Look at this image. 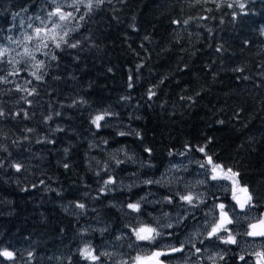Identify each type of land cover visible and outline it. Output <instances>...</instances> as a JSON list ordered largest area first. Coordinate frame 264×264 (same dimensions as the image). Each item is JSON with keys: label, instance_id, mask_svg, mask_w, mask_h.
I'll list each match as a JSON object with an SVG mask.
<instances>
[{"label": "trees", "instance_id": "obj_1", "mask_svg": "<svg viewBox=\"0 0 264 264\" xmlns=\"http://www.w3.org/2000/svg\"><path fill=\"white\" fill-rule=\"evenodd\" d=\"M46 7L44 0H0V30L7 37L14 13L27 8L37 15ZM232 11L214 3L193 6L192 0H105L73 34L81 40L78 49L57 52V61L37 54L50 65L42 82L28 69L0 84V109L6 113L0 118V247L16 253L15 261L0 257V264H37L39 256L67 245V232L72 241H81L79 233L86 229L60 212L66 203L106 209L85 216L87 224L102 217L128 224L108 215L106 202H123L116 185L100 191L115 174L108 164L125 151L139 152L142 162L153 165L144 172L148 179L159 174L167 156L195 158L191 152L179 154L185 145H207L264 205V0H248L249 14L237 21ZM69 54L73 58L67 62ZM17 84L35 87L38 94L16 91ZM149 88L156 92L151 100ZM104 111L115 115L97 129L91 119ZM111 117L122 123L111 124ZM119 131L141 137L118 136ZM145 148L152 149L151 156ZM16 163L22 171L11 167ZM132 172L129 180L139 174Z\"/></svg>", "mask_w": 264, "mask_h": 264}, {"label": "snow or ice", "instance_id": "obj_2", "mask_svg": "<svg viewBox=\"0 0 264 264\" xmlns=\"http://www.w3.org/2000/svg\"><path fill=\"white\" fill-rule=\"evenodd\" d=\"M110 3L111 0H108ZM47 7L42 10L39 14L35 16H29V23L27 28L21 33L20 36L8 35L4 36L3 30H0V84L11 83L9 77H18L21 72L31 71L28 74L35 81L42 82L44 77L47 75V69L50 65L45 59H39L38 55L46 57L47 60L57 61L58 55L57 50L62 52L66 49H78L81 46V40L74 39L73 34L80 31L83 27L81 22H86V18L91 17L93 12L101 7L105 3V0H44ZM214 3L217 9L226 6L228 9H232L231 16L233 21H237L241 16H247L249 13L247 11L248 0H192V4H207ZM236 9H239L237 12ZM23 11L27 12L28 9L25 8ZM205 11H211V9H205ZM20 13L13 14V20ZM194 19L190 17L182 21L184 25L189 24V21ZM201 19H207V17H201ZM223 22V21H221ZM181 21L174 20L173 24H180ZM23 24V21H21ZM30 30V31H29ZM9 32L13 29L9 28ZM261 34L264 35V29L261 30ZM87 39V37H85ZM147 39V37H146ZM6 40V43L4 42ZM74 41V42H73ZM247 43V41L245 42ZM15 46V47H13ZM217 51H221V48H217ZM14 53V55H10ZM5 65L9 66L8 68ZM139 67V66H138ZM235 71H242V69H235ZM58 78V77H57ZM132 77L129 76V81ZM26 84H31L32 81L28 80ZM163 83V80L161 81ZM129 88L133 87L130 82ZM157 87V86H153ZM153 88L148 90V99L151 100L156 92ZM15 90L19 92H26L28 96H33L38 94L37 89L32 87L31 89L17 84ZM198 95V93H197ZM26 100V97H22ZM122 99H127L123 97ZM191 100V97H188ZM31 104V101H26ZM86 103V101H83ZM71 106V105H70ZM6 113L3 109H0V118H4ZM19 115V113H17ZM25 119H28L27 113L24 114ZM56 115H60L59 112ZM115 115L109 111H104L103 113L95 115L91 119V124L97 129L107 126V124H101L102 121H106V117ZM52 116L49 115L45 118V123L50 121ZM223 123V121H220ZM28 132H32L33 129H27ZM57 131H62V129H57ZM134 134L137 138L141 137L139 132H125L119 131L118 136H126ZM27 139V137H25ZM41 142V141H38ZM52 142V141H48ZM107 143V141H104ZM210 143V141H209ZM186 151L179 153L181 156L187 155L189 152L193 151L191 147L185 145ZM7 151L6 148L2 149ZM68 149H65L67 153ZM122 151V149L120 150ZM144 151L148 153L149 156L152 155L151 148H145ZM195 151L202 154L204 159L199 161V168L203 170L202 174L206 177L205 180L197 181L198 184H206L209 180L216 181V187L222 188L225 192L230 191L232 204H226L224 202H219L210 208L208 212L205 213V226L207 228V235L204 239L199 241V244L204 245L205 241L209 242V247H216L217 242L225 246L236 245L239 246L241 241L238 239L240 236H246L248 241L246 243H259L260 248L258 250L239 255V261L243 264H264V211L259 212L255 216H251V213L257 209L264 208L261 205L256 195L250 190L249 186L242 184L239 176L240 173L234 171L231 167H226L222 163L217 162L213 155H210L207 151V145L199 146ZM173 152H169V155H173ZM133 160L132 156H128L127 160L116 159L115 163L117 167L127 161ZM2 166V164H0ZM145 165L142 163L141 167ZM152 167L150 163L147 165ZM16 172L22 171V165L19 163L11 165ZM65 168H68V164H64ZM176 166L173 165L172 168L166 170L165 173H161L160 178L152 179L148 178L142 181L144 185H158L160 187H168L174 180L168 179V173L175 169ZM105 170H108L107 165H105ZM178 170V169H177ZM187 169H185L186 171ZM97 176L100 175L99 172L96 173ZM220 181H226L227 183L220 184ZM43 183V181H41ZM110 185H116V179L113 176H109L103 181V186L100 191L102 193L113 191ZM138 185L133 182V184L128 186L129 191L132 187H137ZM35 187V185H33ZM171 190V189H169ZM147 200L146 196L140 197L135 202H128L126 207L130 210L126 215L131 213H137L138 216L137 224H127L125 227L131 236L126 233H122L116 237V240H122L127 238L129 240V248H149L147 253L137 254L129 259H123L119 261V264H166V261L162 258L172 257L177 253H184L186 249L185 242H181L180 245L173 246L169 245L166 248H161L159 242L167 235L169 238L173 233L169 232L165 234L162 229L167 227L172 229L174 225L172 223L158 224L153 226L152 223L142 221L139 219V214H142L143 202ZM181 202V205H187L189 209L198 208L201 204H205V200L200 198V194H194L191 191L180 193L176 192L173 195H168L163 198L162 201H156V203H166L169 205L174 204L176 201ZM75 207L84 210L86 205L80 202L75 203ZM151 215V214H149ZM168 213H164V217H168ZM211 217L212 219H207ZM187 217H182L181 220ZM178 220L177 223L181 222ZM243 222L247 223V228L242 232L237 231V226H240ZM102 229L101 231H105ZM86 231V230H85ZM198 234V233H197ZM134 238V239H133ZM191 247L193 251L189 252V257H196L200 260L204 257L207 252V248L202 249L197 247L195 242H191ZM227 250V249H226ZM77 253L81 260L86 261L87 264H104V257L109 259L113 258L114 253L108 251H98L92 244L86 243L83 247L77 249ZM28 257L31 258L33 253L28 252ZM250 255L252 260H248L246 257ZM0 257L8 260L15 261L16 253L9 250L7 247H0ZM207 259L211 261V264H217L218 260H224L225 256L221 252H217L214 255H207ZM71 261V257H69ZM113 264H116L113 261ZM192 264H196V261H192Z\"/></svg>", "mask_w": 264, "mask_h": 264}, {"label": "rangeland", "instance_id": "obj_3", "mask_svg": "<svg viewBox=\"0 0 264 264\" xmlns=\"http://www.w3.org/2000/svg\"><path fill=\"white\" fill-rule=\"evenodd\" d=\"M20 15L16 16V20H13L11 25L9 26V28H12L13 31L9 32L8 31V35H14V36H20L21 33L27 28V24L30 22L28 17L29 16H35L36 13H32L30 11H20L19 12ZM15 21V22H14ZM21 21H23V24H21ZM15 25V26H14ZM8 28V29H9ZM262 29H264V26L262 27ZM30 31V30H29ZM6 43V42H5ZM15 47V46H13ZM57 52H59L57 50ZM67 52H64L62 55H67ZM10 55H14V53L10 54ZM72 54H69L68 57V61L70 62V60L73 58ZM5 67H8L7 65H5ZM24 74V72H21L20 75ZM103 77L107 78V73L103 74ZM65 78H71L70 76L68 77H62L60 78V82H62L63 79ZM68 83H65L64 85H66ZM146 106V105H145ZM115 119V120H114ZM114 119L111 117V124L115 125L118 124L120 125L122 122H118V119L116 117H114ZM193 151H191V154L195 157V158H191V159H182V162H177V163H170V157H166L165 161L160 165V169H163L161 173H165L166 170L172 168L173 165L176 166L175 169H172V171L170 173H168V179H172V177H175L176 180H174L175 184L181 186L184 189H180L181 193H185V189L187 190H192L191 192L194 194H200V198L205 200L204 207L205 208H195V209H189V207L187 205H181V202H179L178 200L172 204H166V203H156V201H162L163 198L165 196H168V194H164L162 196H156L154 191H152V196L150 199L147 198V200L145 202H143V206H142V210L144 211V213L142 214H146L148 211L149 207H152L153 210L155 211L154 213V218L153 220H148V219H142V221H146V222H150L153 224V226H157L158 224H164L166 225L167 223H174L173 225L177 226V228L179 229H175L174 227L172 229H169L167 227H164L162 229V231L165 233V231L167 233L171 232L173 233V235L169 238V237H164L160 242H159V246L161 248H166L169 245H173V246H179L180 243L183 241L186 244V249L184 253H177L174 256H172L171 260H175L177 262V264H192V261H196V264H211V261H209L207 259V255H214L217 252H221L224 256L225 259L222 260V264H243V262L239 261L238 257L239 255H243L246 253H250L252 251L258 250L260 248V244L259 243H246V241H248L249 238L245 237L242 239V241L240 240V238L238 237V239L241 241L239 246L236 245H229V246H225L223 244H220L219 242H217V246L216 247H209L208 244L209 242L206 240L204 245L199 244V241L201 239H204L207 235V228L205 226V213L209 211L210 208H213V206L219 202H224L226 204H232V200H231V193L230 191L227 192V196L228 199L227 201H224L220 198V193L225 192L223 189L216 187L215 185L217 184L216 181H211L209 180L206 184H198L197 181L200 180H205L206 177L202 174L203 170L199 168V164L196 160L198 161H202L204 159V157L202 156L201 153L195 151L196 148H193ZM186 148L185 146L179 149V152H185ZM125 154L119 158L116 159H120V160H127L128 156H132L133 160L135 162H133L132 160L127 161L124 164H121L119 167H121V169L118 170L119 167H117L115 160L108 164L110 166H112V169L114 170L113 176L116 181H117V186H119L120 188H123L122 191H125V188H128L129 183L133 184V182H135L136 184H138L139 186H145L142 181L147 179V176L144 174V172L147 169V164L142 162L140 159V156H138L139 152H136V155L132 152L129 151H125ZM174 158V157H172ZM144 164L145 166L142 168L141 164ZM194 163V164H192ZM133 168V169H132ZM178 169V170H177ZM185 169H187L185 171ZM90 169L87 168L86 172L87 173ZM152 170V169H151ZM132 171H138L139 174L137 175V177L133 180H129V175L131 173H133ZM159 172V171H158ZM190 174H187L189 173ZM194 173V174H193ZM88 174H91L90 172H88ZM160 176V174H159ZM160 177H155L153 179H157ZM129 180V181H128ZM132 181V182H131ZM220 184H224L227 183L226 181H220ZM170 186L172 187V185L170 184ZM158 187V185H151V189L156 190ZM221 191V192H220ZM176 192H173L169 195H173ZM259 195L260 192H258ZM135 195H138V197L136 199H129L126 200V202H135L136 200H138L140 197H142V195H140L138 192L135 193ZM264 196V194H262ZM122 197H125L124 194H121ZM145 196V195H143ZM212 196H215V199L212 198ZM258 198H260L258 196ZM213 199V201H212ZM208 201V203H207ZM212 201L211 204H209ZM60 203H65L64 202H60ZM148 204V205H147ZM107 208H109L110 210H112L110 213H108V215L110 216H116L119 217L121 219H126L127 222V218H129V220L132 221L131 224H137L138 221L137 219H135L138 214L137 213H131L130 215H126V212L122 209L121 211L117 208V205L112 204V202H106ZM179 205V206H178ZM116 206V207H115ZM159 206H161V208H164V210L162 209V211L160 213L156 212V208H158ZM180 209H185L184 213H182L183 217H187L186 219L181 220L180 217ZM64 210L61 209V213L67 216H71L73 213H75V215H77L79 212H74V210H77L75 208V203L73 204H67L66 206H64ZM125 210L127 211V213L130 212L129 209H127V207L125 208ZM198 211V214L193 217H191V214H195V211ZM59 212V210H58ZM164 212L168 213V217H164ZM203 213V214H202ZM259 213L258 210L254 211L253 213H251V216H255ZM140 214H139V219L140 218ZM207 219H212L211 217H208ZM101 220L103 222H105V224L100 225L99 222L95 223L93 225L88 224V227H90V232H97L99 235H105L107 236V233H105L104 231L102 232L101 230L104 229V227L107 224H111V221L106 218V217H102ZM178 220H181V222L177 223ZM155 224H154V222ZM163 221H166L165 223H163ZM100 225V226H99ZM127 225V224H125ZM125 225H122L126 230H128ZM243 227L246 229L247 228V223L242 221ZM177 231V232H176ZM129 233V232H128ZM184 233V235L182 236V234ZM198 233V234H197ZM130 234V233H129ZM118 235H121L120 232H118L116 234V237ZM134 239V238H133ZM178 240V242L174 241V240ZM195 242L197 247H201L202 249L207 248V252L205 253L204 257L200 260H197L196 257H189V252L193 251L192 247H191V243L189 242ZM78 243H82L83 247L86 243V241L81 240L76 242V245ZM115 245H117V242L114 243H110L108 241L102 242L100 244L97 245V248L100 247H106L109 251L108 252H112L114 253L113 258L109 259L108 262H105L104 259V264H113V261L116 262V264H119V261L121 260V258L123 259H129L130 257H125L124 254L122 253V250L119 246L114 247ZM80 247V248H81ZM20 248V247H19ZM60 249V248H59ZM57 249V253L56 252H50L42 256L38 257V261L37 264H63L64 261L66 262L67 260H69V257H73L71 258V262H73L72 264H87L86 261H83L80 259L78 253H77V249H65L62 250V248L59 250ZM227 249V250H226ZM76 251V253H74ZM149 251V248L144 247V248H136L134 250V252L131 254V257L136 256L137 254H142V253H147ZM76 254V255H74ZM248 260H252V257L250 255H248L246 257ZM221 261L218 260L217 263ZM224 262V263H223ZM66 264V263H65Z\"/></svg>", "mask_w": 264, "mask_h": 264}, {"label": "flooded vegetation", "instance_id": "obj_4", "mask_svg": "<svg viewBox=\"0 0 264 264\" xmlns=\"http://www.w3.org/2000/svg\"><path fill=\"white\" fill-rule=\"evenodd\" d=\"M159 175V174H158ZM155 176H157V174L155 175ZM129 181V180H128ZM175 181H173L172 182V187L169 185L168 187H158L156 190H154V189H151V185H148L147 187L146 186H139L138 184V186L137 187H132L131 188V190L129 191V189L128 188H125V191H122V194H124L125 195V197H123V202L121 203V204H115V205H117V208L121 211L122 209L127 213V211L125 210V208H126V205H127V202H124V198L126 199V200H129L130 198L132 199H136V197H138V195H135V193L136 192H138L140 195H145L148 199H150L151 197H149V196H152L151 194H152V191H154V193H155V195L156 196H162V195H164V194H168L169 195V193L171 192V193H173V192H180L181 193V191H180V189H184V188H181V186H179V185H177V184H175L174 183ZM129 185H131L130 183H129ZM141 187V188H140ZM148 187L150 188V190L148 189ZM147 188V189H146ZM160 188V189H159ZM162 188V189H161ZM169 189H171V190H169ZM141 191V192H140ZM185 191L186 192H189V191H192V190H187V189H185ZM131 193V194H130ZM170 193V194H171ZM223 195H224V197H223ZM227 195V192H223V193H220V198L222 199V200H224V201H227V199H228V196H226ZM127 196V197H126ZM212 198H214L215 199V196H212ZM212 201H213V199H212ZM212 201L209 203V204H211L212 203ZM202 206V207H201ZM76 208V207H75ZM198 208H205L204 207V204H201ZM77 210H74V212H79L77 215H75L74 213L71 215V216H69L72 220H73V224L74 225H80V227H82L83 226V229H86L87 231L86 232H83V233H79V235L81 236L79 239L80 240H83V241H86V242H90L91 241V244H93L94 243V241H95V239L97 238V237H99V238H102V239H106V240H108L110 243H114V242H117V245H115L114 247H117V246H119L120 248H121V250H122V253L124 254V256L125 257H131V254L134 252V250L136 249V248H129L127 245H128V243H129V240L127 239V238H125V239H122V240H116V234L118 233V232H120L121 234L122 233H126L128 236H131V234H129L128 233V230H126L121 224H118V225H114V224H112V221H113V218H111V219H109L110 221H111V224L109 223V224H107L105 227H104V229H106L104 232L105 233H107V236H106V238H105V236L104 235H99L97 232H93L92 234H91V232H90V227L88 228V224L85 222V220H84V218H85V216H87L88 214V217H90L92 214H95V212H98V213H100L101 212V210H105L106 211V209H104L102 206H100V205H96V204H91V205H89V206H86V208L82 211V210H80V209H78V208H76ZM162 209L164 210V208H161V206H159L158 208H156V212L157 213H160L161 211H162ZM179 211H180V217L182 218L183 216H182V213L185 211V209H180L179 208ZM81 212H83V213H81ZM150 212V213H149ZM198 212H199V210L197 211H195V216L198 214ZM142 213H144V211L142 210ZM154 213H155V211L153 210V208L152 207H149L148 208V211H147V213L146 214H140L141 216H140V218H141V220L142 219H148V220H153V218H154ZM149 214H152V215H149ZM106 216H108V215H106ZM191 216L193 217L194 216V214H191ZM186 217V216H185ZM83 221V222H82ZM99 224L100 225H102V224H105V222H103L101 219H99ZM102 222V223H101ZM127 222H128V224L129 223H132V221L131 220H129V218H127ZM154 222V221H153ZM166 221H163V223H165ZM154 224H155V222H154ZM99 225V226H100ZM87 226V227H86ZM177 226L178 225H176V226H174V228L175 229H178L177 228ZM116 228V229H115ZM121 228V229H120ZM245 228L243 227V225H240V226H237V228H236V230L237 231H240V232H242L243 230H244ZM109 230V231H108ZM117 232H116V231ZM120 230V231H119ZM179 230V229H178ZM89 232V233H88ZM112 232V233H111ZM116 232V233H115ZM165 234H167V232L165 231ZM98 235V236H97ZM182 235H184V233L182 234ZM87 236V237H86ZM165 237L167 238V235H165ZM246 236H240L239 238H240V240L242 241V239L243 238H245ZM59 238V237H58ZM91 240H90V239ZM89 241H88V240ZM65 241H66V243H67V245L64 247V248H62V250H65V249H79L81 246H82V243H78L77 245H76V242L77 241H72V238H71V235H70V232H67L66 233V237H65ZM174 241H176V242H178V240H174ZM79 244H80V246H79ZM93 247H94V244L92 245ZM74 247V248H73ZM98 251H101V252H103V251H109L106 247H100V248H98ZM50 252H58L57 251V248H53L52 250H49L48 252H47V255H48V253H50ZM74 253H76V251L74 252ZM74 255H76V254H74ZM71 258H73V257H71ZM105 259V262H108V260H109V258L108 257H104L103 258V260ZM162 259H164L165 261H166V264H177V262L175 261V260H171L172 258L171 257H164V258H162ZM170 261V262H169ZM72 264L73 262H71V261H64V263L63 264ZM217 264H222V261H219Z\"/></svg>", "mask_w": 264, "mask_h": 264}, {"label": "bare ground", "instance_id": "obj_5", "mask_svg": "<svg viewBox=\"0 0 264 264\" xmlns=\"http://www.w3.org/2000/svg\"><path fill=\"white\" fill-rule=\"evenodd\" d=\"M14 26H15V25H14ZM123 149H124V148H123ZM182 159H185V158L182 157V158H177V159H170L169 164H170V163L182 162ZM187 159H188V158H187ZM196 161L199 162L198 160H196ZM192 164H194V163H192ZM162 170H163V169H161L160 172H159L160 176H161V172H162ZM187 174H190V172L187 173ZM193 174H194V173H193ZM157 176L160 177L158 174H157ZM157 176L154 175V176H152L151 178L153 179V178H155V177H157ZM132 180H133V179H132ZM131 182H132V181H131ZM171 185H172V183H171ZM146 187H147V186H146ZM116 188H117V189L121 192V194H122V189H123V188H120V187L117 186V185H116ZM140 188H141V187H140ZM181 188H182V187H181ZM146 189H147V188H146ZM148 189L150 190L149 187H148ZM159 189H160V188H159ZM161 189H162V188H161ZM221 189H222V188H221ZM140 192H141V191H140ZM220 192H221V191H220ZM170 193H171V192H170ZM170 193H169V194H170ZM130 194H131V193H130ZM140 194H141V193H140ZM226 196H227V195H226ZM126 197H127V196H126ZM223 197H224V195H223ZM136 198H137V197H136ZM205 200H206V199H205ZM133 202H134V201H133ZM207 203H208V201H207ZM69 204H70V203H69ZM205 204H206V203H205ZM66 205H67V203H66ZM114 205H115V204H114ZM147 205H148V204H147ZM178 206H179V205H178ZM115 207H116V206H115ZM201 207H202V206H201ZM81 213H83V212H81ZM149 213H150V212H149ZM164 213H165V212H164ZM183 213H184V212H183ZM74 214H75V213H74ZM202 214H203V213H202ZM88 215H89V214H88ZM151 215H152V214H151ZM194 215H195V214H194ZM191 217H192V216H191ZM148 219H149V218H148ZM82 222H83V221H82ZM101 223H102V222H101ZM124 224H125V223H124ZM173 224H174V223H173ZM86 227H87V226H86ZM82 228H83V226H82ZM88 228H89V227H88ZM115 229H116V228H115ZM120 229H121V228H120ZM82 230H83V229H82ZM108 231H109V230H108ZM115 231H116V230H115ZM119 231H120V230H119ZM85 232H86V231H85ZM105 232H106V231H105ZM116 232H117V231H116ZM116 232H115V233H116ZM176 232H177V231H176ZM88 233H89V232H88ZM111 233H112V232H111ZM91 234H92V233H91ZM93 234H94V233H93ZM97 236H98V235H97ZM104 236H105V235H104ZM182 236H183V235H182ZM80 237H81V236H80ZM86 237H87V236H86ZM167 237H168V236H167ZM105 238H106V236H105ZM89 239H90V238H89ZM87 240H88V239H87ZM90 240H91V239H90ZM88 241H89V240H88ZM105 241H108V240L97 237V238L95 239L94 243H93V244H94V247L97 248V245H98V244H100V243H102V242H105ZM80 242H81V241H80ZM108 242H109V241H108ZM90 243H91V241H90ZM93 244H92V245H93ZM79 246H80V244H79ZM73 248H74V247H73ZM60 249H61V248H60ZM60 249H59V250H60ZM169 262H170V261H169ZM223 263H224V262H223ZM67 264H68V263H67Z\"/></svg>", "mask_w": 264, "mask_h": 264}]
</instances>
